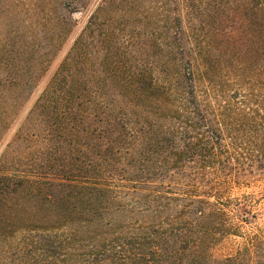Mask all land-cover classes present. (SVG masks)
<instances>
[{"label": "trees", "instance_id": "obj_1", "mask_svg": "<svg viewBox=\"0 0 264 264\" xmlns=\"http://www.w3.org/2000/svg\"><path fill=\"white\" fill-rule=\"evenodd\" d=\"M84 1L71 13L97 6L24 120L74 27L29 59L0 33V145L19 122L0 156V264H264L257 201L230 196L264 184V0H174L151 44L98 40L125 0Z\"/></svg>", "mask_w": 264, "mask_h": 264}, {"label": "rangeland", "instance_id": "obj_2", "mask_svg": "<svg viewBox=\"0 0 264 264\" xmlns=\"http://www.w3.org/2000/svg\"><path fill=\"white\" fill-rule=\"evenodd\" d=\"M74 1L84 0H2V2H0V33L7 35V42H9L10 45L14 44V46L18 45L21 47L18 48L17 46V50L22 52L20 55L21 59L31 58L37 49H39L38 55H40L48 49L49 44L53 45L56 43L59 39L57 37L59 24L63 23V21L68 19V23L71 22L70 24L74 27L73 32L64 45L62 51L55 58L46 79L41 82L40 86L35 90L30 100L25 104L21 114V120H24L27 116L49 79L54 75L60 64L70 52L75 40L85 29L91 14L97 6H93L88 11L72 14L71 11L73 9ZM86 1L87 0L84 2ZM32 4H35L34 14L30 8ZM177 5L178 4L175 3L174 0H125L118 5V8H115L114 12L110 16H107L100 22L99 31L96 33V37L99 36L97 37L98 40H102L100 36L105 34L107 31L114 33V40L120 38L125 39V35H133L137 39L141 37L143 42L147 41L151 44L153 43L152 36L155 33H158L159 31H162V35L165 33V17L172 12H176L178 14L181 13V7H178ZM15 9H19V12H14ZM41 10L44 13H41ZM206 14L207 16L205 19L203 17L204 27L208 29V27L216 25V27L219 28L220 34L230 30V26L218 24V22H215V17H210L208 16V13ZM231 25L236 27L234 22H232ZM238 32L239 31L236 30L235 33ZM235 39H237L236 41L242 45L239 46L240 51L247 54L251 45L250 41L246 39V36L239 33L235 35ZM92 42L93 47L90 46V49L92 53L97 52L98 44L95 42V39ZM34 45H38L36 50L28 52ZM103 58L104 57L101 54H94V56L91 57L92 65L95 69L100 70V64ZM102 70L103 68H101V71ZM18 124L19 122L0 145V156L6 145L15 136ZM40 151L41 147H39V150H33L31 155L28 157L29 160H26L25 163L31 164L28 162L37 158L36 156L39 155ZM46 172L56 173L53 172V169L51 168L47 169ZM248 195H254L253 198L256 199L258 205L256 208L252 209L253 216L255 215L256 218L250 217V220L255 225L253 228L264 227V184L252 182V184L248 187L234 188L230 193L231 198H242L243 196ZM246 228L247 231L252 230L250 226H247ZM242 242L243 241L241 239L232 238L231 242L220 244L214 251L215 257L223 258L232 254ZM2 252L3 249H0V256L2 255Z\"/></svg>", "mask_w": 264, "mask_h": 264}]
</instances>
